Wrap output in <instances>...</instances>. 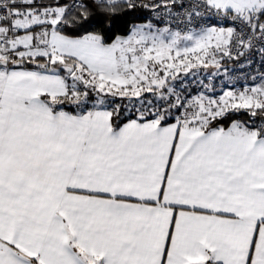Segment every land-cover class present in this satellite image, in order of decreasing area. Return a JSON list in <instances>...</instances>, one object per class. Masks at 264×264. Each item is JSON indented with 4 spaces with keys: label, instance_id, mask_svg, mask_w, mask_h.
Wrapping results in <instances>:
<instances>
[{
    "label": "snow or ice",
    "instance_id": "snow-or-ice-1",
    "mask_svg": "<svg viewBox=\"0 0 264 264\" xmlns=\"http://www.w3.org/2000/svg\"><path fill=\"white\" fill-rule=\"evenodd\" d=\"M137 7L168 27L84 30ZM212 14L233 26L172 31ZM253 55L264 0H0V264H264V74L173 83Z\"/></svg>",
    "mask_w": 264,
    "mask_h": 264
},
{
    "label": "built area",
    "instance_id": "built-area-1",
    "mask_svg": "<svg viewBox=\"0 0 264 264\" xmlns=\"http://www.w3.org/2000/svg\"><path fill=\"white\" fill-rule=\"evenodd\" d=\"M63 2L72 3L73 0H63ZM159 3L160 0H136L138 5H150L151 3ZM185 3L190 2V0H184ZM144 8V7H143ZM150 12V18L156 15L150 8H145ZM169 19L164 10H160V16L157 20ZM157 20H153L156 21ZM168 27L166 23H161ZM232 27V23L222 16L212 14L211 16L205 15L202 20L197 19L196 22L191 24H180L176 26L173 23L172 31H180L182 36L187 35L189 32L196 33L199 31L200 27ZM227 69V72L224 69ZM217 70V69H216ZM264 74V66L261 65L260 57L253 55L251 61L249 62L244 57L240 59H229L225 58L222 61V67L216 72L214 76H208L199 82V90L203 93L210 95L221 94L225 91H239L246 87H254L261 83L260 75ZM248 118V117H247Z\"/></svg>",
    "mask_w": 264,
    "mask_h": 264
},
{
    "label": "trees",
    "instance_id": "trees-1",
    "mask_svg": "<svg viewBox=\"0 0 264 264\" xmlns=\"http://www.w3.org/2000/svg\"><path fill=\"white\" fill-rule=\"evenodd\" d=\"M149 20H151L150 12L143 7H137L135 10H128L126 8H122L115 16H104L100 13H95L91 17L90 21L85 24L84 30L101 32L105 36L106 40L108 42H111L117 37L127 36L134 25H140ZM154 22L157 23L156 21ZM201 69L205 70L206 68ZM190 82H192L191 86L190 84H188V82H186V80L180 79L174 82V86L176 87L177 91H180L181 89H187V93L193 94L199 92L197 80L194 79ZM110 99L112 100L113 105H120L122 111L127 108L128 113L126 114H130L133 111L134 105L136 107H139L135 98H133L131 101H129L128 98L120 97ZM149 99H151L150 96ZM232 118L247 119V116L241 114L234 115Z\"/></svg>",
    "mask_w": 264,
    "mask_h": 264
},
{
    "label": "rangeland",
    "instance_id": "rangeland-1",
    "mask_svg": "<svg viewBox=\"0 0 264 264\" xmlns=\"http://www.w3.org/2000/svg\"><path fill=\"white\" fill-rule=\"evenodd\" d=\"M147 22H145V23H147ZM145 23H143V24H145ZM153 23H155V22L153 21ZM155 24L160 29H163V28L167 27L164 24H158V23H155ZM182 43H188V44H190L191 42L190 41H182ZM201 68H204V67L194 68V69L188 71L187 73L181 72V73H179L177 80L184 79L191 86L192 85L191 84L192 82H190V81H192V80L195 79V80H197V83L199 84V82H201V80L205 79L208 76H214L216 74V72H217V70H216L217 68L215 66H209L205 70L204 69H201ZM193 82H195V81H193ZM229 91H231V90H229ZM200 92L201 91L199 90V92L193 93V94L191 93V94L192 95H196V94H198ZM225 92H227V91H225ZM223 93L224 92H222L221 94H217V95H210V94H207V93L206 94L204 93V94L205 95L212 96L213 98H216V97H218L220 95H223Z\"/></svg>",
    "mask_w": 264,
    "mask_h": 264
}]
</instances>
